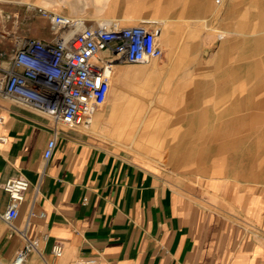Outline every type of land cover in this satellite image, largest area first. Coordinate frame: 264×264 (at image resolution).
Instances as JSON below:
<instances>
[{"label":"crops","instance_id":"crops-1","mask_svg":"<svg viewBox=\"0 0 264 264\" xmlns=\"http://www.w3.org/2000/svg\"><path fill=\"white\" fill-rule=\"evenodd\" d=\"M91 1L101 15L86 16L87 24L162 25L161 60L169 74H178L163 86L177 90L173 131L181 154L169 167L108 139L106 128L122 121L118 103L108 119L102 106L90 127L70 128L0 94V264H13L28 239L39 246L25 264H264V109L250 130L248 106L254 87L264 104V0H137L116 11L112 0ZM81 2L0 0V68L11 69L25 41L55 38L39 9L70 16ZM254 41L255 49L249 47ZM234 56L242 58L235 66ZM123 64L114 66L119 82L144 81L148 100L162 93L164 102L162 89L153 90L157 82H149L154 72L139 68V75L128 76L135 69ZM250 71L260 74L251 84ZM228 73L236 76L224 80ZM186 75L198 79L186 81ZM185 89L215 103L228 99L230 114L217 116L214 132L202 134L195 113L186 132L179 102ZM156 108L147 114L160 115ZM55 134L57 146L46 160ZM202 135L212 143L200 144ZM198 152L216 155L201 160ZM13 177L26 178L30 187L11 226L3 218L10 205L3 184ZM55 244L63 247L60 258Z\"/></svg>","mask_w":264,"mask_h":264},{"label":"built area","instance_id":"built-area-1","mask_svg":"<svg viewBox=\"0 0 264 264\" xmlns=\"http://www.w3.org/2000/svg\"><path fill=\"white\" fill-rule=\"evenodd\" d=\"M39 13L49 19L55 38L50 42L25 41L15 52L11 69L0 68V94L46 114L56 125L90 127L109 99L115 65H149L165 55L162 25L156 21L133 26L108 22L89 25L46 9H39ZM56 146L55 134L48 143L46 160L52 158ZM29 187L24 177H13L3 184L10 198L3 218L11 226L20 215ZM38 246V239H28L13 264H25ZM53 253L62 257V245L55 244Z\"/></svg>","mask_w":264,"mask_h":264},{"label":"rangeland","instance_id":"rangeland-1","mask_svg":"<svg viewBox=\"0 0 264 264\" xmlns=\"http://www.w3.org/2000/svg\"><path fill=\"white\" fill-rule=\"evenodd\" d=\"M137 3V0H112L111 1V9H115L116 5L121 6L126 3ZM140 2V1H138ZM78 3V2H77ZM83 8H73L72 18L75 19H86V16H100L101 13H98L95 9V4L91 0H83L81 2ZM76 11V12H74ZM109 20V19H106ZM91 25V24H89ZM255 49L256 42H249V47H253ZM235 48V46H234ZM250 60H254L256 62V57H250ZM234 66L241 63L242 58L239 56H234ZM124 67H132L133 69H142L147 70V73L154 72V79H150V84L153 81L157 82L154 85L153 90L156 89L159 91L162 89V92L165 93L166 98L164 102L161 104L162 93L158 94V99L155 100L156 94H152V98L154 101H149L146 94V104L142 106L135 104L133 100L137 99L144 93L145 83L144 81L137 82L136 85H132L133 79L130 77L128 80L122 84L117 80V78L113 77L111 90L109 94V99L107 103L101 108V110L105 113L106 119L109 118L113 108L116 106V102L119 104L121 108V112L123 114L121 124L117 127L106 128L105 136L108 139H112L117 145L127 148L128 150L136 153L139 157H141L144 161L156 163V164H165L169 165V167L176 166L178 161V155L181 153L177 152V144L178 141H181L179 137H177L175 128V123L173 122L176 117V112L178 109L177 99H176V89H165L164 81L167 78L176 80V73L167 72L166 67L162 60L154 62L151 65H132V64H123ZM156 69V70H155ZM134 70V71H135ZM262 75V74H261ZM236 75L232 73L225 74L224 80H231L232 77ZM260 78V74L256 71L249 72V82L255 83L257 79ZM186 81H194L198 79V77H192V75H186L184 77ZM173 84V83H172ZM147 87V84H146ZM162 87V88H161ZM147 91V90H146ZM145 91V92H146ZM198 91L194 89H185L184 96L179 102H183L185 113H186V132L187 128L194 123L189 120L192 119L191 115L193 113L198 114L197 123L200 125V131L204 130L202 134H210L214 132V128L217 123V116L222 114V117H226L230 114V110H228L230 102L228 99H224L220 102H214L211 98H195L193 96V92ZM180 92V91H179ZM240 92V90H238ZM116 93L119 95L118 99H116ZM257 89H249V128L255 129L257 127V119H258V109H264V104L257 103ZM136 97V98H135ZM201 99V100H200ZM148 104V105H147ZM151 105V106H150ZM151 107H159L156 108L154 113H158L161 111L162 113L157 116H150L148 114L140 115L141 110H149ZM180 108V106H179ZM207 110V111H205ZM154 111V110H153ZM262 112V111H261ZM191 114V115H190ZM107 122V121H106ZM174 124V125H173ZM174 126V127H172ZM144 129H146L144 131ZM202 132V131H201ZM191 139L190 137H185V140ZM211 137L202 135L201 139L198 140L200 144L204 143H212ZM200 159L204 160L208 157H214L216 154L214 153H206V152H198ZM183 155V154H182ZM187 155V154H186ZM192 155V154H188ZM185 156V155H184ZM181 158V156H179ZM240 157V155H238Z\"/></svg>","mask_w":264,"mask_h":264},{"label":"bare ground","instance_id":"bare-ground-1","mask_svg":"<svg viewBox=\"0 0 264 264\" xmlns=\"http://www.w3.org/2000/svg\"><path fill=\"white\" fill-rule=\"evenodd\" d=\"M98 2H108L109 0H97ZM95 3V2H94ZM97 3V2H96ZM97 7H99V6H97ZM96 7V8H97ZM101 9V8H100ZM83 20V19H82ZM73 34V32L72 33H70V35H72ZM132 65H135V64H132ZM141 68V67H140ZM118 72H120L119 71V69H118V67H117V69H115L114 68V71H113V77H114V79H115V77H116V75L117 74H119ZM141 72H140V70H138V69H136L135 71H132V75L131 74H128V76H136V75H139ZM146 89V88H145ZM145 94H146V92H144V93H142V95L140 96V97H137V99H135V101L133 100V102L136 104L137 102H138V104H141L142 106H144L145 104H146V96H145ZM136 98V97H135ZM117 103V102H116ZM148 105V104H147ZM151 106V105H150ZM115 112V111H114ZM150 112V109L148 110H141L140 111V114H147V113H149ZM152 112V111H151ZM161 111H158V113H160ZM120 113V110L119 109H117L116 110V117L118 116V114Z\"/></svg>","mask_w":264,"mask_h":264}]
</instances>
